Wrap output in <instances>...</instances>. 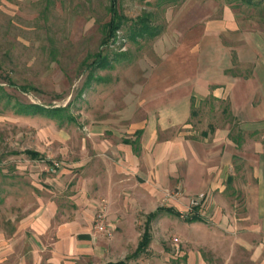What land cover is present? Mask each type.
I'll return each instance as SVG.
<instances>
[{
	"label": "crops",
	"instance_id": "obj_1",
	"mask_svg": "<svg viewBox=\"0 0 264 264\" xmlns=\"http://www.w3.org/2000/svg\"><path fill=\"white\" fill-rule=\"evenodd\" d=\"M251 21L227 7L162 33L157 56L113 86L89 156L58 174L59 187L72 183L71 212L64 193L43 190L3 255L17 264H264V23ZM200 193V219H149L160 208L186 212ZM104 203L111 236L94 229ZM147 223L151 241L137 253ZM169 233L181 242L153 250Z\"/></svg>",
	"mask_w": 264,
	"mask_h": 264
},
{
	"label": "rangeland",
	"instance_id": "obj_2",
	"mask_svg": "<svg viewBox=\"0 0 264 264\" xmlns=\"http://www.w3.org/2000/svg\"><path fill=\"white\" fill-rule=\"evenodd\" d=\"M110 7L111 0H0V264H17L3 252L43 190L64 193L63 206L71 212L72 183L59 187L58 174L75 171L74 162L89 156L91 125L106 122L113 86L157 56L162 33L227 7L241 20L250 18L252 26L264 23V0H117L122 27L104 44ZM19 104L47 111L21 113ZM59 107L65 117L49 114ZM26 149L42 157L31 158ZM169 234L164 243L152 242L153 250L175 237L181 242Z\"/></svg>",
	"mask_w": 264,
	"mask_h": 264
},
{
	"label": "trees",
	"instance_id": "obj_3",
	"mask_svg": "<svg viewBox=\"0 0 264 264\" xmlns=\"http://www.w3.org/2000/svg\"><path fill=\"white\" fill-rule=\"evenodd\" d=\"M249 1H251V0H249ZM116 5H117V0H111L110 10L112 12L113 18H112V21H110L107 24L108 32H107L106 38L103 40L104 44H106L112 37L116 36L117 32L122 27V15L119 14L118 9L116 8ZM141 21L143 23L141 25L144 27L143 29H145V30L149 29L146 17H143L141 19ZM143 29H141V30H143ZM106 59H107V57L103 56L100 59L101 62L99 64L105 65ZM18 111L21 113L31 114V113H37V112L43 113L44 111H47V110L44 106L38 105V104H19V110ZM62 111H63V108L59 107V108H55V110H49V112H50L49 114H53V116L65 117L62 114ZM67 118L69 121H74V119H75L72 116H67ZM25 153H27L32 158H39L41 156V154L39 152L32 150V149H26ZM199 209H200L199 207H196L194 209V212L189 214L185 219L187 221H194V220L200 219L199 214H198ZM162 211H167L170 213H176L178 216L182 217L181 211H178V210H175L174 208L169 207V208H160L156 213L150 214L149 219L158 215ZM150 241H151L150 226H149V223H147L146 228H145V232H144L142 240L139 244L137 253H142V252L146 251Z\"/></svg>",
	"mask_w": 264,
	"mask_h": 264
},
{
	"label": "built area",
	"instance_id": "obj_4",
	"mask_svg": "<svg viewBox=\"0 0 264 264\" xmlns=\"http://www.w3.org/2000/svg\"><path fill=\"white\" fill-rule=\"evenodd\" d=\"M205 198H206V194L205 193H200V194H197V195L193 196L190 199V204H189L188 210L186 212H182V217L186 218L189 214L194 212V209L196 207L201 208L202 203L205 200ZM107 216H108L107 204L104 203L102 205V208L99 209L97 211L96 215H95V218H94V229L98 233H106L109 236H111L112 233L109 230L110 225H109V222L107 220V218H108ZM174 242L176 244H179L180 240L177 237H175L174 238Z\"/></svg>",
	"mask_w": 264,
	"mask_h": 264
}]
</instances>
